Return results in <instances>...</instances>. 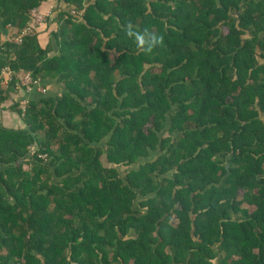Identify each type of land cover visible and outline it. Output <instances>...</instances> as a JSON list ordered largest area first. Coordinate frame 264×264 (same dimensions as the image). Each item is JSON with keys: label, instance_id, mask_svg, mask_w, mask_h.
Segmentation results:
<instances>
[{"label": "trees", "instance_id": "16d2710c", "mask_svg": "<svg viewBox=\"0 0 264 264\" xmlns=\"http://www.w3.org/2000/svg\"><path fill=\"white\" fill-rule=\"evenodd\" d=\"M47 2L55 46L0 43V115L48 90L0 119V264H264V0H0V37Z\"/></svg>", "mask_w": 264, "mask_h": 264}, {"label": "built area", "instance_id": "2783aa9c", "mask_svg": "<svg viewBox=\"0 0 264 264\" xmlns=\"http://www.w3.org/2000/svg\"><path fill=\"white\" fill-rule=\"evenodd\" d=\"M31 18L32 21L29 23V25L18 35H14L12 38V43L17 44V45H21V43L23 42V39L26 36H31L35 34V29L36 26L43 22V20L45 19V16L42 15L38 10H32L31 11ZM8 70V69H7ZM8 75L10 76V81L12 80V72L10 70H8ZM17 79L19 81L18 86H21L22 88L25 89L26 93H30L33 92L34 88H37V91L39 93L45 94L46 93V89L44 87H42L38 81H34V79L32 78L31 74L28 72H20L17 76ZM21 104V109L25 112L26 107L28 105V101L27 100H23ZM44 158V157H42Z\"/></svg>", "mask_w": 264, "mask_h": 264}, {"label": "clouds", "instance_id": "9594fccd", "mask_svg": "<svg viewBox=\"0 0 264 264\" xmlns=\"http://www.w3.org/2000/svg\"><path fill=\"white\" fill-rule=\"evenodd\" d=\"M124 32L135 44L136 51L146 56H150L156 48L164 46L163 35L148 28L140 29L132 22L126 23Z\"/></svg>", "mask_w": 264, "mask_h": 264}, {"label": "crops", "instance_id": "0c3cea01", "mask_svg": "<svg viewBox=\"0 0 264 264\" xmlns=\"http://www.w3.org/2000/svg\"><path fill=\"white\" fill-rule=\"evenodd\" d=\"M55 6L53 5V3L51 2H47L45 3V5L41 8V9H38V11L42 14V15H45L46 14H50L47 15L50 17L51 20H53V14L55 12ZM51 12V13H50ZM49 17H47V20L49 19ZM50 24V23H49ZM58 26H57V23H53L51 25H48L46 23H39L37 26H36V31L38 32V35H39V40H40V43L43 47H46L50 42L53 41V46H55L56 44V41L52 38V31H55L57 30ZM49 91L52 93V94H56V95H60L62 92H63V88L58 85V84H55V82H49V87H48ZM47 90V89H46ZM48 91V90H47ZM34 93L33 92H30V93H25V95H23V100L25 99H33L34 98ZM1 121L2 119H4L3 117V113L1 114V117H0ZM19 123H21L22 125H24L21 121L18 120ZM4 124V121L3 123ZM21 125L20 129H23L24 127ZM16 130V129H14Z\"/></svg>", "mask_w": 264, "mask_h": 264}, {"label": "rangeland", "instance_id": "374dc122", "mask_svg": "<svg viewBox=\"0 0 264 264\" xmlns=\"http://www.w3.org/2000/svg\"><path fill=\"white\" fill-rule=\"evenodd\" d=\"M51 13V12H50ZM50 14H46L45 19L43 20V23L47 22V16ZM50 18V17H49ZM58 26V25H57ZM9 35L7 37H0V43L4 44V43H11L13 40V36L16 34L14 31L9 30ZM4 77V81L2 83V85L6 86L9 82H10V76L8 75V70L4 69L3 70V76ZM25 89L22 88L21 86H18V93L13 94L12 95V100L9 101L8 103H6L4 106L7 108V110L3 111V117L4 119H2V123L4 121L3 126L7 129H16L19 130L21 127V123L18 122L21 121L23 124L24 122L22 121V118L17 114V113H13V111H11V108L13 107V105H15L16 103H22L23 102V95H25ZM1 113V114H2ZM1 117V115H0ZM20 126V127H19ZM25 128V124L22 125ZM23 128V129H24Z\"/></svg>", "mask_w": 264, "mask_h": 264}]
</instances>
